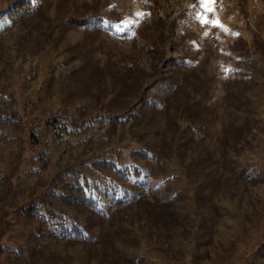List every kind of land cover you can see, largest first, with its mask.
Instances as JSON below:
<instances>
[{"label": "trees", "instance_id": "obj_1", "mask_svg": "<svg viewBox=\"0 0 264 264\" xmlns=\"http://www.w3.org/2000/svg\"><path fill=\"white\" fill-rule=\"evenodd\" d=\"M132 1L131 8L149 3ZM155 7L153 21L196 41L195 31L177 26L187 16L169 20ZM235 7L238 18L247 17L246 0ZM121 9L107 0H0V264H111L117 255L151 264L149 248L176 262L167 245L186 238L192 225L204 239L202 259L203 247L223 244L238 219L260 230L246 260L264 264V40L253 32L247 41L242 24L230 32L241 78L230 82L234 116L224 131L231 139L218 144L219 161L199 151L194 128L207 125L203 100L193 102L174 85L172 106L149 112V86L138 72L82 63L81 51L103 47L100 30L112 31ZM98 72L107 86L91 89ZM195 88L202 93L206 86ZM155 164L163 167L159 187L148 182ZM211 165L231 174L225 180L233 188H221V199L205 194L213 182L203 169ZM164 173L174 185H166ZM190 174H201L197 186ZM219 186L211 184L213 197Z\"/></svg>", "mask_w": 264, "mask_h": 264}, {"label": "rangeland", "instance_id": "obj_2", "mask_svg": "<svg viewBox=\"0 0 264 264\" xmlns=\"http://www.w3.org/2000/svg\"><path fill=\"white\" fill-rule=\"evenodd\" d=\"M107 1L117 5L118 9L122 6L121 13H116L118 20L112 24V31L100 30L103 32L97 39L103 43L100 50L95 48L92 52L91 47L87 51H81L82 63L86 62L91 66H105L109 71L121 75L128 71L138 72L141 82L149 86L144 94V97L147 98V111L149 112L172 106L173 97L170 95V90L174 85L193 102L203 100V121L207 122V125L206 128H194L202 143L199 145V151L206 149L208 153H213V156L220 158L219 161H221L222 151L218 144L223 145L231 139V135L224 129L228 128L225 126L234 116L232 112L234 106L229 101H235L236 88H233L230 82L237 80L238 83L241 78L239 74L240 59L230 50L234 39L233 33L230 32L237 25L242 24L243 36L247 41L252 40L253 32H256L261 40H264V16H262L264 0H246L248 15L244 19L238 18L235 14L238 0H214V3H209L207 6H200L196 0H155V2L158 1V4L155 3V5L152 0H149L148 5L137 4L134 5V8H131L132 0ZM153 6H156L155 10L161 17L168 15L169 20H175L182 14L183 18L187 16L186 21L178 20L177 26L181 30L191 28L193 32L195 31L198 35L196 41L191 42L186 38L178 39L179 35L174 34L168 26H160L153 21L149 16ZM70 13H73V10ZM199 16H203L209 22H201ZM132 19H135V28L130 29ZM126 28L129 29L126 30ZM125 32H127V37L123 35ZM180 37H184V35L181 34ZM172 41H177L174 50L170 47ZM167 58H171V61H167ZM192 71L198 74L201 83L206 86L202 93L195 88L202 84L198 82L199 80L191 77ZM210 74H213L214 77H208ZM94 78L95 83L91 89H96L99 85L107 86V82L104 80L105 76L101 72L94 75ZM161 78L165 80L164 83H161ZM214 85H219L221 91L214 88ZM200 105L198 106L200 107ZM189 106L192 111L197 109L195 104ZM186 115L189 116V113L182 114L183 117ZM232 145L229 147L234 150ZM152 160L158 163L157 158H152ZM219 168L211 165L203 169V172L207 173L205 176H209L213 182L207 183L205 194L213 200L221 199L225 188H233L231 182L226 183L225 180L230 178L227 176L230 173L227 170L223 173ZM162 171L163 167L155 164V169L149 175L148 182L151 186L159 187L156 182L159 181L160 176L156 175ZM164 176L167 186L174 185L173 175L164 173ZM200 176L201 174H190L191 184L197 186ZM211 184L220 185L216 197L211 194ZM261 199L264 200V193H262ZM192 207L195 208V204L191 205L189 202V209L191 210ZM211 209L210 203L205 204V211H209L211 214ZM249 223L243 224L241 219H238L233 232L223 244L203 247V251L205 250L206 253L202 259L203 252L198 243L202 242L205 245L204 239L196 237L198 233L195 235L196 229L193 225L192 233L188 234L190 237L186 235L187 237L180 239L178 244L167 245L168 251L166 252L174 253L180 257V261L176 259V262H167L156 249L151 250V248H149L147 256H149L151 264H250L245 257L250 252L251 243L260 235V230L252 229ZM154 232H156V228L151 225L148 233ZM150 234L146 235L148 241L151 240ZM123 255L127 260L132 261L131 254H126V251H123ZM117 256H114L115 261L111 264H130Z\"/></svg>", "mask_w": 264, "mask_h": 264}, {"label": "snow or ice", "instance_id": "obj_3", "mask_svg": "<svg viewBox=\"0 0 264 264\" xmlns=\"http://www.w3.org/2000/svg\"><path fill=\"white\" fill-rule=\"evenodd\" d=\"M198 3L200 6H207L209 3H214V0H198ZM198 18L201 20V22H209V21H206L203 16H199ZM105 23H107V22H105ZM0 26H2V25H0Z\"/></svg>", "mask_w": 264, "mask_h": 264}]
</instances>
